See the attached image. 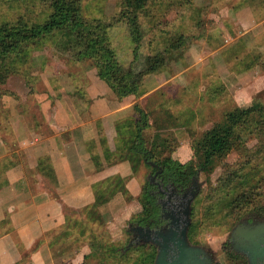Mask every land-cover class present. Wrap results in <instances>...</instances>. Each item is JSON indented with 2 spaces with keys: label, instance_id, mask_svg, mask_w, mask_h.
<instances>
[{
  "label": "rangeland",
  "instance_id": "374dc122",
  "mask_svg": "<svg viewBox=\"0 0 264 264\" xmlns=\"http://www.w3.org/2000/svg\"><path fill=\"white\" fill-rule=\"evenodd\" d=\"M79 1L86 20L109 25V38L117 57L128 69L134 62L135 44L125 19L127 0ZM155 2L148 5V15L140 16L143 30L141 57L159 56L180 35L186 38V42L177 48L178 51L163 68L142 78L141 85H148L150 77L155 75L163 80L177 75L180 77L173 83L172 80L171 83L167 81L162 89L152 94L145 108L140 105L151 114L152 119L160 120L147 132L149 147L155 154V161L171 156L182 164L197 165L194 146L206 134L219 132L227 112L243 110L255 101L264 104V23L261 24L264 20V0H191L192 4L188 6L178 2L170 4L169 0ZM245 9L261 25L243 35L245 29L239 23L238 15ZM51 12L50 6L42 0H1L0 24L19 21L30 25L43 24ZM28 57L24 63L17 64V73L0 86V91L15 94V97L4 95L0 98L2 121L9 114L4 100L22 104L18 109L24 107L25 112L32 113L40 121L39 111L49 100L55 99L56 95L79 96L76 89L80 87L77 84H83L84 90L98 78L93 62L86 59L79 61L73 50L65 49L63 38L59 35L47 37L31 46ZM138 64L143 70L144 63ZM155 79L158 80L154 77L152 81ZM259 141L255 133H247L244 143L216 163L212 173L198 171L196 180L199 190L192 204L191 217L192 224L197 226L189 241L204 248L213 257L214 264H230L227 252L232 248L231 233L238 224L264 220L255 210L257 206L264 207V150L255 153ZM229 170H237L240 176L233 190L222 185ZM152 172V168L142 166L140 185L151 183L155 175ZM244 179L249 180V186L254 191L247 192L253 202L231 206L229 201L248 188L243 183ZM115 186L120 191L113 199L119 197L118 201L106 207L107 211L103 213L99 209L106 223H88V226L96 229L95 237L103 236L106 242L121 246L126 244L128 247L135 239L132 220L143 212L138 201L142 189L139 195H134L126 190L124 184L117 183ZM216 203L219 209L212 214L209 210ZM65 213L75 221L87 222L84 214H74L75 209L69 208ZM72 232L74 237L61 243L63 246L59 255L63 253L62 259L54 253L55 264H73V257L84 248L92 253L89 242L94 236L90 233L85 237L77 230ZM98 262V259L91 260L88 264Z\"/></svg>",
  "mask_w": 264,
  "mask_h": 264
},
{
  "label": "crops",
  "instance_id": "0c3cea01",
  "mask_svg": "<svg viewBox=\"0 0 264 264\" xmlns=\"http://www.w3.org/2000/svg\"><path fill=\"white\" fill-rule=\"evenodd\" d=\"M238 21L243 35L264 23L257 24L248 9L240 11ZM154 77L141 85L137 97L123 101L99 78L84 90L79 83V96L56 95L45 103L40 121L24 107L18 109L22 104L4 100L9 114L0 118V264H55L54 253L62 259L61 243L66 242L56 241L65 231V210L99 204L101 212L107 211L118 201L113 199L119 195L117 183L140 194V178L124 159L115 124L132 115L135 104L145 108L167 81L180 78ZM80 251L73 264H85L89 252Z\"/></svg>",
  "mask_w": 264,
  "mask_h": 264
},
{
  "label": "trees",
  "instance_id": "16d2710c",
  "mask_svg": "<svg viewBox=\"0 0 264 264\" xmlns=\"http://www.w3.org/2000/svg\"><path fill=\"white\" fill-rule=\"evenodd\" d=\"M42 1L48 4L52 11L45 23L30 25L19 21L14 24H0V86L6 84L7 79L17 73L18 63H24L29 58L28 49L31 46L37 45L47 37L59 35L63 38L65 49L73 50L79 61L86 59L93 62L97 77L110 88L117 99L123 101L129 97H137L143 76L163 68L173 53L178 51L177 48L186 42V38L180 35L177 40L173 39L159 56L143 59L139 54L143 41L140 16L148 15V5L156 4L155 1L158 0H127L128 9L125 19L135 44V58L128 69H125L109 38V25L99 21L86 20L82 16L79 0ZM177 2L186 6L192 4L191 0H169L170 4ZM140 62L144 63L143 70L139 69L138 63ZM4 95H14L13 97H15V94L9 93L7 90L0 91V98ZM150 115L139 104H135L132 115L116 122L115 128L124 159L131 164L133 173L139 178L142 166L152 168V173L161 171L160 177L165 183L173 184L176 189L182 192L190 189L199 170L212 173L216 163L223 161L236 147L244 143L247 133H255L260 140L255 147V153L264 150V104L261 102L255 101L250 107L243 110L227 112L219 126V132L215 135L206 134L194 146L198 160L197 165L182 164L171 156L163 158L162 161H155V154L149 147L150 141L147 132L153 127V124L158 125L160 120L152 119ZM106 156L108 164L112 165V156L109 150H106ZM239 179L237 170H229L222 185L233 190ZM243 183L248 188L229 201L231 206L236 203L250 205L253 202L247 193L249 191L254 193L249 186V180L244 179ZM154 189L155 186L151 183L142 185V193L138 201L143 207V212L133 218V227L162 223L160 206L155 195L152 194ZM218 209L219 205L216 203L215 207L209 211L214 214ZM255 210L260 218H264L263 206H257ZM77 213L84 214L87 222L75 221V218L68 217L65 231L59 235L57 242L60 239L68 240L69 237H74L72 230H77L80 235L85 237L91 233L90 236H94L89 242L92 253L85 256V264L97 259L99 260L97 264H155L157 247L152 244L139 243L128 249L126 244L124 246L115 245L106 242L103 236L95 237L96 229L89 228L88 223L99 225L106 223L99 211V204H92L74 214ZM196 226L195 223L191 224L188 234L190 240ZM227 254L230 264H248L247 258L233 251L232 248Z\"/></svg>",
  "mask_w": 264,
  "mask_h": 264
},
{
  "label": "water",
  "instance_id": "95a60500",
  "mask_svg": "<svg viewBox=\"0 0 264 264\" xmlns=\"http://www.w3.org/2000/svg\"><path fill=\"white\" fill-rule=\"evenodd\" d=\"M198 190L195 178L178 204L167 212L163 207L162 218L168 221L165 226L133 227L135 239L129 244L128 249L139 243L156 246L158 253L155 264H214L212 256L204 248L192 245L189 241L192 204ZM231 246L233 251L247 258L248 264H264V220L244 221L238 224L231 233Z\"/></svg>",
  "mask_w": 264,
  "mask_h": 264
},
{
  "label": "flooded vegetation",
  "instance_id": "af4514ba",
  "mask_svg": "<svg viewBox=\"0 0 264 264\" xmlns=\"http://www.w3.org/2000/svg\"><path fill=\"white\" fill-rule=\"evenodd\" d=\"M160 172L161 171H157L155 173L154 178L151 181V184L155 186V189L152 191V194L155 195V197L157 199V203L160 206V214H161L162 223L161 224H155V223H153L152 226L146 225V226H150L151 228H159V227L165 226L168 221L165 220L164 218H162L163 207H165V211L167 212L174 205L178 204L180 202V200H181V197L185 194V192H182V191L176 189L173 184H167V183H165V181L160 177V175H161ZM193 183H194V180H193ZM248 221L251 222L253 220H248ZM213 261H214V259H213Z\"/></svg>",
  "mask_w": 264,
  "mask_h": 264
}]
</instances>
